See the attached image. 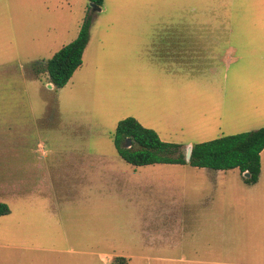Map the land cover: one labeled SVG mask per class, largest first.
Instances as JSON below:
<instances>
[{
	"label": "rangeland",
	"instance_id": "1",
	"mask_svg": "<svg viewBox=\"0 0 264 264\" xmlns=\"http://www.w3.org/2000/svg\"><path fill=\"white\" fill-rule=\"evenodd\" d=\"M101 8L81 65L63 87H48L44 63L75 38L89 2L0 0V201L9 208L0 264H264V149L258 180L246 183L237 168L134 166L113 142L128 116L183 152L264 126L255 112L202 105L236 79L256 90L248 86L264 65V0ZM171 31L216 39L176 64L155 46Z\"/></svg>",
	"mask_w": 264,
	"mask_h": 264
},
{
	"label": "trees",
	"instance_id": "2",
	"mask_svg": "<svg viewBox=\"0 0 264 264\" xmlns=\"http://www.w3.org/2000/svg\"><path fill=\"white\" fill-rule=\"evenodd\" d=\"M93 3L78 30L76 37L60 47L42 68L48 81L55 87H63L73 72L81 65L82 54L89 40V29L103 0H87ZM34 69L38 72L39 69ZM130 145L125 147L126 139ZM118 155L126 162L138 166L151 163H188L196 167L214 170L237 168L246 183H255L260 173V152L264 149V126L257 129L223 135L192 144L190 158L185 159L181 145L160 139L151 128L143 126L134 117L118 121L113 138ZM9 213L6 203L0 201V215Z\"/></svg>",
	"mask_w": 264,
	"mask_h": 264
},
{
	"label": "crops",
	"instance_id": "3",
	"mask_svg": "<svg viewBox=\"0 0 264 264\" xmlns=\"http://www.w3.org/2000/svg\"><path fill=\"white\" fill-rule=\"evenodd\" d=\"M97 17V12L93 16L92 24ZM264 20V18H262ZM91 24V25H92ZM89 32L91 30L89 29ZM220 36V35H218ZM76 37V36H75ZM214 34H197L191 31H171L165 34H159L155 46L159 53L172 59L176 64H180L184 59H192L207 54L208 41H212ZM220 39V38H218ZM95 40H97V28L95 29ZM264 40V38H263ZM91 41V35L89 33V40L85 46V49ZM200 41V43H198ZM227 48V53H228ZM257 50L263 56L264 53V42L257 45ZM97 51L95 50V55ZM229 59V54L226 55ZM195 63V62H194ZM212 64L211 58L203 60V64ZM256 75L254 81L249 84L248 88H254L255 91L247 90L244 80L236 79L229 85L224 84L223 86H216L218 89L216 98L210 102H202L204 113H234L236 115L244 114L245 112H255L258 120L264 117V65L255 66ZM209 69V68H206ZM46 83H51L46 81ZM216 84L214 82H202V85ZM54 86L51 83V87ZM257 129V128H255ZM1 150H5L4 147H0ZM11 150H14L12 147ZM263 151V150H262ZM261 151V152H262ZM260 152V154H261ZM203 168V167H202ZM205 168V167H204ZM214 170V169H213ZM261 170V165H260ZM243 177H245L243 175ZM258 180V179H257Z\"/></svg>",
	"mask_w": 264,
	"mask_h": 264
},
{
	"label": "water",
	"instance_id": "4",
	"mask_svg": "<svg viewBox=\"0 0 264 264\" xmlns=\"http://www.w3.org/2000/svg\"><path fill=\"white\" fill-rule=\"evenodd\" d=\"M89 6H90V8H92V7H93V3H92V2H89ZM101 9H102L101 7H97L96 12H97V11H101ZM47 86H48V87H51V83H48ZM130 142H131L130 139L127 138V139H126V143L124 144V146H125V147H128V146L130 145ZM191 146H192V145H188V146L186 147L185 152H184V155H185V159H186V161H188L189 158H190ZM243 175H244L245 177H248V176H249V173H248L247 171H245V172L243 173Z\"/></svg>",
	"mask_w": 264,
	"mask_h": 264
}]
</instances>
